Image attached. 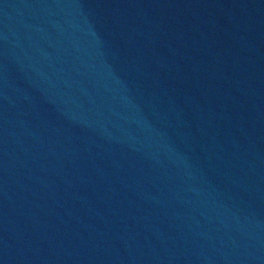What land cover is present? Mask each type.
I'll return each mask as SVG.
<instances>
[{
  "label": "water",
  "instance_id": "1",
  "mask_svg": "<svg viewBox=\"0 0 264 264\" xmlns=\"http://www.w3.org/2000/svg\"><path fill=\"white\" fill-rule=\"evenodd\" d=\"M0 264H264V0H0Z\"/></svg>",
  "mask_w": 264,
  "mask_h": 264
}]
</instances>
